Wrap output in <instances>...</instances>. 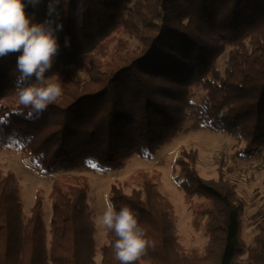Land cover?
<instances>
[{
	"label": "trees",
	"instance_id": "trees-1",
	"mask_svg": "<svg viewBox=\"0 0 264 264\" xmlns=\"http://www.w3.org/2000/svg\"><path fill=\"white\" fill-rule=\"evenodd\" d=\"M47 5L25 11L43 23ZM57 12L61 47L46 78L61 85L62 95L38 119L18 101L19 53L0 58V144L19 147L44 174L88 163L116 170L134 156L151 157L192 113L199 126L243 141L236 156L264 150V0H59ZM122 35L138 46L131 49ZM194 87L206 93L199 108ZM198 161L197 151L183 149L175 180L188 203L202 200L193 212L196 229L208 237L203 253L182 250L157 175L135 172L130 192L111 187L117 211L127 206L137 213L153 242L136 264H264V210L242 260L245 204L221 167L217 180L206 179ZM89 192L85 177H57L46 223L42 190L26 213L17 175L0 168V264H98ZM106 239L100 264H120L114 232L107 230Z\"/></svg>",
	"mask_w": 264,
	"mask_h": 264
},
{
	"label": "rangeland",
	"instance_id": "rangeland-1",
	"mask_svg": "<svg viewBox=\"0 0 264 264\" xmlns=\"http://www.w3.org/2000/svg\"><path fill=\"white\" fill-rule=\"evenodd\" d=\"M122 37L130 42L131 49H135L139 44L136 39L127 35H122ZM229 49L218 61L221 71L225 68ZM191 94L192 101L198 108L206 100V93L200 87L192 88ZM243 147L244 142L241 140L225 133L211 132L199 126L196 115L192 113L181 131L153 156L148 158L134 156L116 170H100L97 166L93 167V164L88 163L75 171H61L53 175L44 174L33 159L28 158L19 147L13 144H0V168L4 172L12 171L17 175L22 188L26 213L34 204L37 190H42L46 223L49 222L52 213L48 196L54 180L59 176L85 177L90 185L89 204L96 226L97 262L100 264L99 250L107 242V230L96 223V217L102 214L104 201L106 197L109 199L111 187L114 184L128 186L127 192H130L134 186L131 176L138 171L158 176L159 189L173 206L176 235L182 250L187 253L204 252L208 237L202 227L196 229L193 212L194 206L202 200L195 199L193 204L188 203L175 180V162L180 152L183 149L197 151L198 171L201 177L217 180L219 178L218 168L221 167L225 178L236 185L238 196L245 204L242 225L245 253L241 259L246 260L247 250L258 232L257 215L264 210V150L258 157L246 159L236 156Z\"/></svg>",
	"mask_w": 264,
	"mask_h": 264
},
{
	"label": "clouds",
	"instance_id": "clouds-1",
	"mask_svg": "<svg viewBox=\"0 0 264 264\" xmlns=\"http://www.w3.org/2000/svg\"><path fill=\"white\" fill-rule=\"evenodd\" d=\"M42 2L0 0V58L19 53L16 60L19 76L15 81L18 101L30 108V118L37 119L62 95L61 85L49 82L50 78H46L61 47L57 34L63 31V25L56 22L59 0H48L49 18L43 23H33L25 11L27 7L37 9ZM70 46L71 40L65 36L64 47ZM96 223L114 232L117 239L113 248L120 264H136L153 246L138 223V214L127 206L117 211L107 197L102 214L96 217Z\"/></svg>",
	"mask_w": 264,
	"mask_h": 264
},
{
	"label": "snow or ice",
	"instance_id": "snow-or-ice-1",
	"mask_svg": "<svg viewBox=\"0 0 264 264\" xmlns=\"http://www.w3.org/2000/svg\"><path fill=\"white\" fill-rule=\"evenodd\" d=\"M92 166H93V167H96V165H95V164H93Z\"/></svg>",
	"mask_w": 264,
	"mask_h": 264
}]
</instances>
